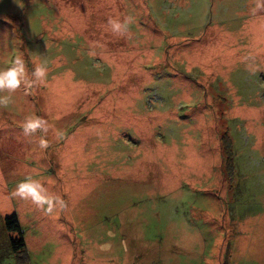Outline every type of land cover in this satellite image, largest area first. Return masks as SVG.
<instances>
[{
  "label": "rangeland",
  "instance_id": "1",
  "mask_svg": "<svg viewBox=\"0 0 264 264\" xmlns=\"http://www.w3.org/2000/svg\"><path fill=\"white\" fill-rule=\"evenodd\" d=\"M263 20L257 0H0V69L25 68L0 89V264L11 214L27 264H264ZM27 177L50 212L14 194Z\"/></svg>",
  "mask_w": 264,
  "mask_h": 264
},
{
  "label": "clouds",
  "instance_id": "2",
  "mask_svg": "<svg viewBox=\"0 0 264 264\" xmlns=\"http://www.w3.org/2000/svg\"><path fill=\"white\" fill-rule=\"evenodd\" d=\"M264 0H257V6L259 7ZM108 23L111 25V28L114 32H120L126 28V22L123 24L116 19L109 18ZM25 68L24 61L20 56H16L12 62V65L0 69V89H15L20 83L24 76ZM45 74V67L42 64H37L33 70V76L36 78H41ZM3 102H7V97L0 98ZM38 127H45V123L42 118L28 115L24 120V129L25 131L35 130ZM46 141L41 140V144H45ZM14 194H18L21 197L31 198L38 205L46 204L47 207L45 211H51L54 206V200L58 198L48 195L44 192L43 186L38 180L27 177L17 183L16 188L14 189ZM108 235H112L109 231ZM110 247V241H105L100 244L101 249H108Z\"/></svg>",
  "mask_w": 264,
  "mask_h": 264
},
{
  "label": "trees",
  "instance_id": "3",
  "mask_svg": "<svg viewBox=\"0 0 264 264\" xmlns=\"http://www.w3.org/2000/svg\"><path fill=\"white\" fill-rule=\"evenodd\" d=\"M229 140V139H228ZM230 141V140H229ZM221 143H225L221 140ZM222 146H226L223 145ZM231 148V145H230ZM226 156H230V150L223 152ZM232 153V152H231ZM227 164V161H226ZM227 166H230L231 173L233 171L232 162L228 163ZM5 230L8 233H13L14 236L9 237V247L12 251L13 256L16 259L17 264H27V256L25 254V243L23 240L22 231L18 225L17 217L15 214H11L9 216H5L3 219ZM22 254H25V258H22Z\"/></svg>",
  "mask_w": 264,
  "mask_h": 264
},
{
  "label": "crops",
  "instance_id": "4",
  "mask_svg": "<svg viewBox=\"0 0 264 264\" xmlns=\"http://www.w3.org/2000/svg\"><path fill=\"white\" fill-rule=\"evenodd\" d=\"M255 18V17H253ZM257 20V26L261 27L262 26V17H257L255 18ZM264 21V20H263ZM260 31L262 32V30L260 29ZM0 147H2V143H0ZM0 178H1V169H0ZM7 202L8 203V197H7V192L6 191H2L0 192V209L2 208L3 203ZM22 231V230H21ZM23 234H25V231H22ZM24 240V239H23ZM9 244V242H8ZM9 246H7V244L5 243V249L3 248V252H5V254L10 257L11 255V250H9L8 248Z\"/></svg>",
  "mask_w": 264,
  "mask_h": 264
}]
</instances>
